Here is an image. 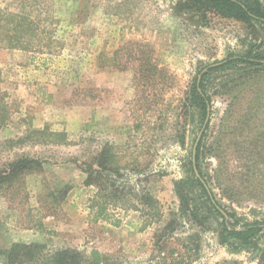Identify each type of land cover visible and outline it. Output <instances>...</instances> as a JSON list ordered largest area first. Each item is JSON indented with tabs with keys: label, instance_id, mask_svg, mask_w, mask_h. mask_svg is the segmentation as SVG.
Here are the masks:
<instances>
[{
	"label": "rangeland",
	"instance_id": "obj_1",
	"mask_svg": "<svg viewBox=\"0 0 264 264\" xmlns=\"http://www.w3.org/2000/svg\"><path fill=\"white\" fill-rule=\"evenodd\" d=\"M186 2L0 0L34 28L29 50L0 42V264L15 243L97 249L108 264H264V232L257 248L221 243L190 170L208 118L201 179L242 222L264 219V72L232 93L219 84L237 71L213 73L203 124L186 101L206 66L262 45L264 30ZM109 145L117 197L96 219L85 168ZM22 158L38 163L13 174Z\"/></svg>",
	"mask_w": 264,
	"mask_h": 264
},
{
	"label": "trees",
	"instance_id": "obj_2",
	"mask_svg": "<svg viewBox=\"0 0 264 264\" xmlns=\"http://www.w3.org/2000/svg\"><path fill=\"white\" fill-rule=\"evenodd\" d=\"M186 4L190 9L204 10L210 9L222 15L223 17L233 18L248 22L249 24H260L264 30V4L261 0H187ZM33 21L21 17L19 14L6 13L0 10V42H4L9 48L29 50V38L33 35ZM263 47V49H262ZM144 73L148 75L163 72L158 66L149 62L143 63ZM199 79L194 82L186 101L190 106L197 109L201 123L205 121L208 115V108L212 100L211 94L206 88L208 78L218 71L235 70L236 76H227L219 84L225 88L223 93H232L236 88L251 84L257 81L264 72V43L260 46L254 44L242 54L230 55L226 59L209 64ZM205 70V68H203ZM202 70V71H203ZM165 71V70H164ZM142 72V69H141ZM143 73V72H142ZM165 74V72H164ZM163 74V75H164ZM205 135V134H204ZM203 135V137H204ZM203 138L197 146L196 160L197 167L201 175L203 172L200 166L202 155H205ZM37 161L29 158H22L11 164L12 173L21 172L24 169L32 168ZM121 166L116 159V152L112 145L103 148L92 157L91 164L87 165L85 171L87 178L85 185L97 188V197L102 199V203L94 207L96 219L109 216L108 204L110 200L117 197L110 180L111 175H119ZM190 170L193 172L194 180L192 184H198L207 196L215 212L222 217V228L220 231L221 243L231 244L237 248H257L258 237L264 232V219L242 222L235 214L226 211V209L215 199L212 191L201 179L196 178L194 174L193 161L190 159ZM184 201L185 196L180 193ZM98 202V201H97ZM7 264H108L106 257L97 249L90 251L86 256L83 253L64 248L56 251H47L46 245L15 243L6 252ZM112 264H116L113 262Z\"/></svg>",
	"mask_w": 264,
	"mask_h": 264
},
{
	"label": "water",
	"instance_id": "obj_3",
	"mask_svg": "<svg viewBox=\"0 0 264 264\" xmlns=\"http://www.w3.org/2000/svg\"><path fill=\"white\" fill-rule=\"evenodd\" d=\"M209 113V112H208ZM209 117V116H208ZM208 122V118H207V120H206V122H205V124H204V126H203V129L201 130V132L199 133V136H198V138H197V141H196V144H195V147H194V152H193V165H194V170H195V173H196V175H197V177L198 178H200L201 179V175H200V172H199V170H198V167H197V165H196V152H197V146H198V144H199V142H200V140H201V137H202V135H203V131H204V127L206 126V123ZM202 180V182L206 185V183H205V181H203V179H201ZM207 186V185H206ZM207 189H208V187H207ZM209 190V189H208Z\"/></svg>",
	"mask_w": 264,
	"mask_h": 264
}]
</instances>
